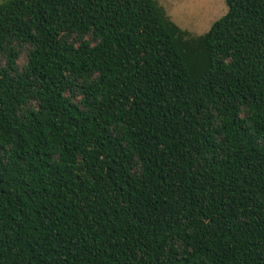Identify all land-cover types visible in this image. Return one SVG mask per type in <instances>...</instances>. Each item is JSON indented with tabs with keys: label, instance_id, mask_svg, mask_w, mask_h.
<instances>
[{
	"label": "trees",
	"instance_id": "1",
	"mask_svg": "<svg viewBox=\"0 0 264 264\" xmlns=\"http://www.w3.org/2000/svg\"><path fill=\"white\" fill-rule=\"evenodd\" d=\"M223 2L0 0V264H264V0Z\"/></svg>",
	"mask_w": 264,
	"mask_h": 264
},
{
	"label": "rangeland",
	"instance_id": "2",
	"mask_svg": "<svg viewBox=\"0 0 264 264\" xmlns=\"http://www.w3.org/2000/svg\"><path fill=\"white\" fill-rule=\"evenodd\" d=\"M167 18L193 36L207 32L226 13L223 0H155Z\"/></svg>",
	"mask_w": 264,
	"mask_h": 264
}]
</instances>
